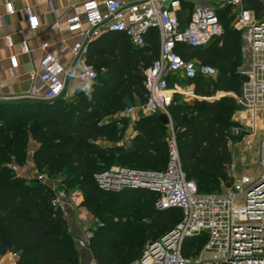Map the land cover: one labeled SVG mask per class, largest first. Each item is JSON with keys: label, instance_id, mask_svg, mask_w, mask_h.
<instances>
[{"label": "trees", "instance_id": "obj_1", "mask_svg": "<svg viewBox=\"0 0 264 264\" xmlns=\"http://www.w3.org/2000/svg\"><path fill=\"white\" fill-rule=\"evenodd\" d=\"M242 2L256 14L264 5V0ZM229 9L219 6L223 14ZM217 14L223 25L222 16ZM179 18L186 27L185 14ZM225 31L216 52L178 47L184 60L195 59L202 65L212 62L219 71L212 65L216 77L188 80L195 99L176 94L168 107L183 169L201 193L221 191L222 180L231 184L229 142L238 105L230 95L215 97L218 93H239L242 76L225 69L239 58L236 39L240 31L228 26ZM159 46L155 31L148 34L143 47H135L123 33L105 31L88 45L86 60L98 73L96 87L88 96L76 92L69 100L0 104V256L14 254L17 264H80L75 240L63 212L52 207L51 194H46L44 186L31 187L4 166L25 159L31 138L39 144L34 152L36 168L50 172L63 168L71 174L83 192L84 206L93 214L113 220L117 218L113 217L114 204L142 205L124 223L113 220L94 232L90 251L98 264H132L142 256L145 243L159 240L177 226L181 212L157 211L153 206L158 198L155 193L133 189L106 192L95 179L96 174L114 165L158 172L167 167L169 128L160 121L161 115L143 114L130 146L123 143V121H105L122 112L127 100L138 99L140 106L147 103L144 70L158 58ZM101 142L115 147H103ZM140 195L148 199L144 204L139 203ZM145 218L154 223L151 234L138 229L131 239L120 237ZM206 241L205 234L187 239L183 255L194 257Z\"/></svg>", "mask_w": 264, "mask_h": 264}, {"label": "built area", "instance_id": "obj_2", "mask_svg": "<svg viewBox=\"0 0 264 264\" xmlns=\"http://www.w3.org/2000/svg\"><path fill=\"white\" fill-rule=\"evenodd\" d=\"M186 1H83L79 10L67 20L68 32L76 41L66 45L62 52L71 53L72 65L65 67L56 54L49 52V45L43 44L40 49L42 69L31 73L33 86L28 97L32 101L53 102L64 96L70 83L75 84L76 92L88 96L98 79L97 71L86 60L90 42L110 31L123 33L135 47H143L148 34L155 31L159 37V56L144 70L147 103L127 109L125 116L135 119L141 112L168 117L167 167L158 172L116 166L95 175L103 191L147 190L158 196L157 211L181 212L177 226L159 240L147 243L142 256L132 264H264V151L262 173L257 177L229 175L231 184L229 187L222 185L219 192L201 193L183 169L168 107L176 94L185 97H195V94L193 86L187 91L179 90L178 86L171 89V80L188 81L198 76L214 78L217 71L210 65L184 60L178 47L205 48L223 35L217 10L211 6L196 5L189 24L182 27L179 13ZM219 6L235 9L234 29L247 31L245 37L251 63L245 73L244 98H235L240 104L248 103L252 109L264 111V19H258L253 11L245 9L242 0H220ZM5 8L8 15L17 14L14 0L8 1ZM39 27L36 16L28 18L30 31ZM6 40L11 47L10 38ZM21 47L22 53H30L26 42H22ZM9 61L11 70L17 69V57L11 56ZM37 82L42 87H38ZM12 168L18 172L16 166ZM44 178V174L38 176L39 181ZM51 205L66 214V191L55 190ZM204 234L207 241L199 253L194 257L184 256V242ZM93 237L92 230L81 233L75 239L77 248L90 250ZM0 264H17V256L10 253L0 256ZM91 264L98 263L94 259Z\"/></svg>", "mask_w": 264, "mask_h": 264}, {"label": "rangeland", "instance_id": "obj_3", "mask_svg": "<svg viewBox=\"0 0 264 264\" xmlns=\"http://www.w3.org/2000/svg\"><path fill=\"white\" fill-rule=\"evenodd\" d=\"M204 1L211 3V7L216 9L218 13L222 16L223 35L226 32L225 26H228L230 29H234V24L237 17L235 9L230 7V11L228 12V14H225V11L223 14V12L219 10L220 0ZM188 9L190 12L194 11L193 7H190ZM256 15L258 19H264V5L262 6L260 12ZM223 35L216 41L211 43L208 47L202 50L210 49L211 51H218V49H220L222 46L221 41ZM246 35V30L240 31L239 36L236 39V46L240 53L239 58L228 64L225 68L231 69V71L242 76L239 93L225 94L231 95L235 100V97L244 98L246 83L245 73L248 71L251 63L250 54L247 49V42L245 37ZM193 60L196 61L195 59ZM196 62L200 63L198 61ZM206 64L210 66L214 65V67L217 68V66H215V64L212 62H208ZM217 71H219L218 68ZM175 86H178L179 90L181 91H187V89L191 85L185 79H172L170 88L174 89ZM178 95L185 97L182 94ZM225 95L224 93H218L215 99H219ZM191 98L195 99V97H185V99ZM237 105V110L235 111L232 117L235 124L232 128V136L229 142L231 162L227 166V171L229 175L236 177L241 175H252L254 177H257L263 171V168L261 167V161L263 159L264 151V111H257L256 109H252L248 103L240 104L239 102H237ZM139 106L140 101L138 99H135L133 101L127 100L126 107L122 112L116 114L113 118L109 117L105 119V121L108 122H111L113 120L123 121V126L120 125V127H122V133L124 134L123 143H125L127 146H130V140L136 135V123L141 118V116H143V113L139 112L135 119H133L126 117L125 111L131 108H138ZM43 111L45 113L48 110L45 109ZM101 146L115 147V144H111L109 142H101ZM38 148L39 144L31 138L28 143L27 156L25 157V159L21 160L19 163H11L8 165L6 164L4 166H8L14 176L26 181V183H28L31 187L36 188L37 185L44 186L46 194H51L50 202L54 198L55 190L66 191L67 210L66 214H63L64 219L66 221V226L69 228V231L73 236L74 240L76 239V236H80L81 233L87 230H92L93 232H96L104 225L113 222V220L119 224L124 223L128 216L139 212L138 210L142 205H138L136 203L122 202L114 204L116 213L113 215V217L117 218H114L113 220H109L107 216L93 214L84 206L85 197L83 195V192L79 189L77 183L74 181V177L71 174L66 173L63 168L56 169L55 172H50L46 170L39 171L36 168V165L34 163V152ZM12 166H16L18 168V172L15 171ZM116 166L117 165H114L112 167ZM40 174H44L45 176L44 180L42 181H39L38 179V176ZM219 184L220 189L223 188L222 185H224L225 187H229L225 180H222ZM139 200V203L144 204L145 201H147L148 199L143 195H140ZM153 206L155 207V202ZM153 228L154 223L151 220L145 218L142 220L141 224H138V226L133 225L131 231L127 232L126 234H121L120 237L127 240L131 239L130 235L136 232L138 229H144L145 233L151 234ZM146 245L147 243L144 244L143 249ZM202 248L203 246L201 247V249Z\"/></svg>", "mask_w": 264, "mask_h": 264}, {"label": "crops", "instance_id": "obj_4", "mask_svg": "<svg viewBox=\"0 0 264 264\" xmlns=\"http://www.w3.org/2000/svg\"><path fill=\"white\" fill-rule=\"evenodd\" d=\"M8 1L10 0H0V104L30 100L28 95L33 86L30 75L42 69L40 49L43 44L49 45V52L56 54L65 67L72 65L71 53L62 52L66 45H72L76 41L68 32L67 20L79 10L85 0H14L17 14L13 16L6 12L5 4ZM196 5L211 6V3L204 0L184 2L179 16L185 14L186 26L193 13L188 8H195ZM31 16H36L39 20L40 27L36 31L28 28V18ZM7 37L11 40V47ZM22 42H26L29 54L22 53ZM11 56H16L18 62L17 69L13 71L9 61ZM36 85L42 87L40 82ZM75 93V84L70 83L63 97L69 99ZM79 254L80 264H91L94 260L90 250H79Z\"/></svg>", "mask_w": 264, "mask_h": 264}, {"label": "water", "instance_id": "obj_5", "mask_svg": "<svg viewBox=\"0 0 264 264\" xmlns=\"http://www.w3.org/2000/svg\"><path fill=\"white\" fill-rule=\"evenodd\" d=\"M160 121L165 124V125H168L170 123L168 117L166 115H161L160 116Z\"/></svg>", "mask_w": 264, "mask_h": 264}, {"label": "bare ground", "instance_id": "obj_6", "mask_svg": "<svg viewBox=\"0 0 264 264\" xmlns=\"http://www.w3.org/2000/svg\"><path fill=\"white\" fill-rule=\"evenodd\" d=\"M169 94H171V92H169Z\"/></svg>", "mask_w": 264, "mask_h": 264}]
</instances>
